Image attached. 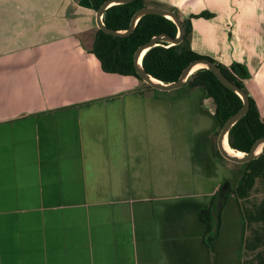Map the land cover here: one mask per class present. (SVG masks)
<instances>
[{"label":"crops","instance_id":"1","mask_svg":"<svg viewBox=\"0 0 264 264\" xmlns=\"http://www.w3.org/2000/svg\"><path fill=\"white\" fill-rule=\"evenodd\" d=\"M147 1L191 20L194 52L243 65L264 118V0ZM97 29L89 0H0V264H241L234 196L205 241L225 176L192 127L200 94L131 93L91 53Z\"/></svg>","mask_w":264,"mask_h":264},{"label":"trees","instance_id":"2","mask_svg":"<svg viewBox=\"0 0 264 264\" xmlns=\"http://www.w3.org/2000/svg\"><path fill=\"white\" fill-rule=\"evenodd\" d=\"M89 1L97 12L107 0ZM145 7L162 8L159 4L149 3L147 0H134L129 4L109 8L104 14V23L110 29L126 31L129 29L135 13ZM170 10L179 16L176 10ZM210 17H212V14L206 12L191 16V19H208ZM183 23L185 27L183 42L171 47L162 44L151 49L143 59V67L146 72L162 82L173 83L179 80L183 71L193 61L208 59L217 64L230 81L247 92L243 83L245 79L249 78L247 69L238 63L226 67L210 57L194 52L191 48V20H184ZM162 34L175 38L178 29L173 22L164 17L148 15L140 20L135 31L127 37H115L97 29L91 53L99 60L104 72L124 77H134L143 82L135 70V53L140 46ZM144 85L146 89L154 90L147 84L144 83ZM198 88H202L207 93V97L212 99L220 130L226 121L243 106L242 100L235 93L225 88L216 76L207 69L196 72L190 78L189 85L177 91ZM137 93L141 94L140 92ZM247 94L249 95L248 92ZM249 98L250 110L248 114L231 129L228 137L230 147L241 153H249L255 142L264 137V118L260 115L255 100L250 95ZM216 156L225 161L217 147ZM233 165L242 168V175L236 186H232L225 181L220 186L218 195L214 196L210 209L203 210L201 213L202 221L207 228V240L205 241L212 248L213 241L218 235V232L213 233L214 218L212 210L216 211L220 220L226 201L233 195L243 219L240 263L264 264V153L258 159L247 164ZM221 192H225L223 196L220 195ZM221 199L223 202L219 204L218 200ZM219 225L220 222H218V227Z\"/></svg>","mask_w":264,"mask_h":264},{"label":"water","instance_id":"3","mask_svg":"<svg viewBox=\"0 0 264 264\" xmlns=\"http://www.w3.org/2000/svg\"><path fill=\"white\" fill-rule=\"evenodd\" d=\"M134 0H107L103 3L100 9L96 12V24L99 30L103 31L105 34L112 35L115 37H127L131 35L140 20L148 15H157L164 17L171 22H173L177 29L178 34L175 38L162 34L159 36H155L149 42L139 47V49L135 53L134 62H135V70L141 80L150 86L154 90H158L161 92H172L175 90L182 89L187 87L190 82V78L199 70L207 69L211 71L219 82L227 89L235 93L243 102L242 108L232 117H230L226 123L221 128L218 138H217V149L220 155L228 162L237 165L247 164L253 160L258 159L264 153V137L260 138L255 142L251 151L249 153H243V156H235L227 151L225 148V141H228L229 133L231 129L242 119L244 118L249 110H250V98L246 91H244L241 87L230 81L222 72L217 64L208 60V59H198L193 61L182 73L179 80L173 83H165L162 82L150 74L146 72L143 67V59L145 55L153 48L161 46L162 44H167L168 47L179 45L183 42L185 36V27L183 20L171 10H166L158 7H145L138 10L133 16L129 29L126 31H116L108 28L104 23V14L105 12L114 6L125 5L132 3ZM202 66L198 70H195L196 67ZM195 70V71H194ZM229 145V141H228ZM230 147V145H229ZM231 148V147H230ZM232 149V148H231ZM234 150V149H233ZM236 151V150H235ZM239 152V151H236Z\"/></svg>","mask_w":264,"mask_h":264},{"label":"rangeland","instance_id":"4","mask_svg":"<svg viewBox=\"0 0 264 264\" xmlns=\"http://www.w3.org/2000/svg\"><path fill=\"white\" fill-rule=\"evenodd\" d=\"M206 13V12H204ZM208 13V12H207ZM142 86L141 89H137L132 91L131 93L136 94L137 92H140L141 94L139 95H143V96H148V94H150V96L153 97H157L158 99H162V100H166L169 102H172L175 99L178 98H188L191 95H193L194 93H199L200 95H198V97H196L194 100L192 99V101H190V103L193 106V110H199V112L203 115V122L198 120L197 122L192 123L193 124V130H199L200 132L206 133L207 134V140L210 144V158L212 160L215 161L216 164H218L220 167L219 169L216 168V166L213 165L212 161H211V175L213 174H222V172H224V180L221 181L220 185H215L213 186V190L214 189H219L220 186L226 181L229 182L230 185L232 186H236L240 176L242 175V168H239L235 165H233L231 162L228 161H223L221 160L219 157L216 156V147H217V136L218 133L220 131V125L218 120L216 119L215 116V106L213 104V101L211 99L208 100V102H206L205 99V92L202 88H198V89H192V90H184V91H172V92H161L158 90H150V89H146L145 85L143 82L140 83V87ZM125 91H128V89L131 88V84L129 85H124L123 86ZM132 90V88H131ZM130 90V91H131ZM137 91V92H136ZM185 103H180L178 106V109L183 110L184 108H186L184 106ZM203 105V109L200 108V106ZM175 106V105H174ZM184 106V108L182 107ZM163 107H168V106H163ZM204 110V111H203ZM169 111H170V107H169ZM200 115V114H199ZM193 120V118H192ZM208 123V128L207 131L205 129V124ZM190 125V123H189ZM202 133V134H203ZM225 192H221V196L224 195ZM233 196V195H232ZM219 204L222 201L218 200Z\"/></svg>","mask_w":264,"mask_h":264},{"label":"bare ground","instance_id":"5","mask_svg":"<svg viewBox=\"0 0 264 264\" xmlns=\"http://www.w3.org/2000/svg\"><path fill=\"white\" fill-rule=\"evenodd\" d=\"M199 68H202V66H198V67H196L195 70H198ZM195 70H194V71H195ZM225 148L227 149V151H228L229 153H231V154H233V155H235V156H239V157L243 156V154H242L241 152H236V151L232 150V149L229 147L227 140L225 141Z\"/></svg>","mask_w":264,"mask_h":264}]
</instances>
